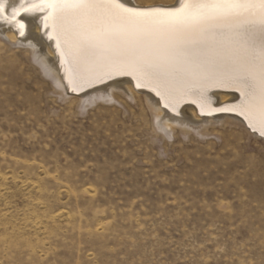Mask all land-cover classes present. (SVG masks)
<instances>
[{"label": "rangeland", "instance_id": "1", "mask_svg": "<svg viewBox=\"0 0 264 264\" xmlns=\"http://www.w3.org/2000/svg\"><path fill=\"white\" fill-rule=\"evenodd\" d=\"M15 44L0 39V264H264V146L220 125L155 141L145 99L118 89L80 111Z\"/></svg>", "mask_w": 264, "mask_h": 264}, {"label": "bare ground", "instance_id": "2", "mask_svg": "<svg viewBox=\"0 0 264 264\" xmlns=\"http://www.w3.org/2000/svg\"><path fill=\"white\" fill-rule=\"evenodd\" d=\"M118 2L129 9L161 12L184 7V0ZM29 25L33 29L28 33ZM242 26L213 30L221 35H190L185 43L190 55L180 54L170 70L158 75L122 55L119 43L107 51L81 45L77 33L84 30L83 22L58 20L44 0H0V39L29 48V60L59 99L72 98L84 111L97 101L116 102L114 89L132 101L144 98L155 141L159 136L176 141L175 133L185 140L190 133L209 137V129L220 125L264 146L259 94L253 96L252 82L238 81L234 74L235 57L244 55L235 35Z\"/></svg>", "mask_w": 264, "mask_h": 264}, {"label": "snow or ice", "instance_id": "3", "mask_svg": "<svg viewBox=\"0 0 264 264\" xmlns=\"http://www.w3.org/2000/svg\"><path fill=\"white\" fill-rule=\"evenodd\" d=\"M44 2L58 20L83 22L84 30L77 33L81 45L107 51L119 43L122 55L158 75L170 70L180 54L190 55L185 47L190 35H221L213 30L244 25L235 31L244 55L235 57L234 74L238 81L252 82L251 94L258 92L264 116V0H184V7L167 12L129 9L118 0Z\"/></svg>", "mask_w": 264, "mask_h": 264}]
</instances>
